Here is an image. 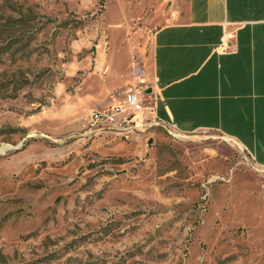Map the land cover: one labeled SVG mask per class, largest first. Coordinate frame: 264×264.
<instances>
[{"label": "rangeland", "instance_id": "obj_1", "mask_svg": "<svg viewBox=\"0 0 264 264\" xmlns=\"http://www.w3.org/2000/svg\"><path fill=\"white\" fill-rule=\"evenodd\" d=\"M166 11L0 0V264H264L259 170L244 148L149 118L88 127L128 92L150 104Z\"/></svg>", "mask_w": 264, "mask_h": 264}, {"label": "crops", "instance_id": "obj_2", "mask_svg": "<svg viewBox=\"0 0 264 264\" xmlns=\"http://www.w3.org/2000/svg\"><path fill=\"white\" fill-rule=\"evenodd\" d=\"M161 4L169 22L152 40L153 109L136 115V126L149 118L179 133L217 131L241 143L259 170L264 218V0Z\"/></svg>", "mask_w": 264, "mask_h": 264}, {"label": "built area", "instance_id": "obj_3", "mask_svg": "<svg viewBox=\"0 0 264 264\" xmlns=\"http://www.w3.org/2000/svg\"><path fill=\"white\" fill-rule=\"evenodd\" d=\"M225 42V38L222 39ZM153 107L144 105L137 97L135 92H128L124 104L114 105L105 110H94L89 115V128H107L108 126L119 125L136 126V115L145 111L152 110Z\"/></svg>", "mask_w": 264, "mask_h": 264}, {"label": "trees", "instance_id": "obj_4", "mask_svg": "<svg viewBox=\"0 0 264 264\" xmlns=\"http://www.w3.org/2000/svg\"><path fill=\"white\" fill-rule=\"evenodd\" d=\"M15 23H16L17 25H23V24H25L24 20L21 19V18H15ZM26 23H27V22H26ZM0 26H1V25H0Z\"/></svg>", "mask_w": 264, "mask_h": 264}, {"label": "bare ground", "instance_id": "obj_5", "mask_svg": "<svg viewBox=\"0 0 264 264\" xmlns=\"http://www.w3.org/2000/svg\"><path fill=\"white\" fill-rule=\"evenodd\" d=\"M231 140V139H230ZM232 144L237 146L238 148H242V145L241 143H239L238 141H235V140H231Z\"/></svg>", "mask_w": 264, "mask_h": 264}]
</instances>
